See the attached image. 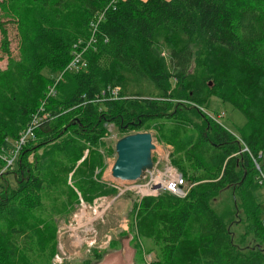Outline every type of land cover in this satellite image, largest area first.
Listing matches in <instances>:
<instances>
[{
	"label": "trees",
	"instance_id": "trees-1",
	"mask_svg": "<svg viewBox=\"0 0 264 264\" xmlns=\"http://www.w3.org/2000/svg\"><path fill=\"white\" fill-rule=\"evenodd\" d=\"M75 51L86 68L64 71ZM0 54V264H48L34 257L43 190L64 179L56 173L71 174L82 198L103 189L90 176L103 170L108 126L124 135L162 120L183 126L181 114L211 98L240 112L250 130L237 139L202 116V126L171 136L169 162L190 188L184 198L137 201L140 225L160 217L164 226L151 227L162 242L152 264H264V186L254 169L264 158V0H0ZM40 107L47 117L5 167ZM226 190L248 217L240 241L250 234L254 247L235 243L210 209Z\"/></svg>",
	"mask_w": 264,
	"mask_h": 264
},
{
	"label": "rangeland",
	"instance_id": "rangeland-1",
	"mask_svg": "<svg viewBox=\"0 0 264 264\" xmlns=\"http://www.w3.org/2000/svg\"><path fill=\"white\" fill-rule=\"evenodd\" d=\"M9 37L10 51L12 55H16V43L12 32ZM5 67L6 59L0 54V71H3ZM43 73L47 75L46 71ZM173 102L186 105L183 106L184 108L191 107L188 102L178 100H173ZM181 115L184 125H177L180 127L169 120L150 122L148 125L146 132L152 135V142L155 146L152 158L159 172H163L166 166L174 168L169 162L170 154L176 150L171 143V136L190 133L192 125L202 126V116L227 129L237 139L241 132L247 134L250 130L240 112L213 98L204 106H197L196 110L185 111ZM124 136L126 135L114 126L107 127V134L102 141L101 148L103 170L94 172L90 176L95 182L94 187L103 186V189L94 191L93 194L90 190L87 196L82 198L73 187L75 179L71 177V174L61 176V173H56L55 177H64V179L62 178L58 184L44 188L41 210L36 214L40 220V235L38 234L39 238L37 237L34 243V257L42 259L43 262L47 258L48 264H84L85 262L89 264H152L159 259L161 253L159 248L162 247V242L160 241L159 244L155 241L152 229H163L162 220L160 217L146 219L140 225L138 219L140 212L135 206L139 199L150 194L144 188L148 176L136 182L118 181L111 176V168L116 159L115 144ZM240 143L243 152L248 154L245 142L240 140ZM86 154L87 151L83 156ZM57 157H54L56 165L58 162L64 164L63 160ZM33 161L34 157L30 156L28 162L32 164ZM254 169L264 181V158L260 164H254ZM97 174L100 177H97ZM83 175L86 176L87 172L79 175L76 182H81ZM5 178L9 186L14 188L12 175L5 176ZM111 188L115 191L114 194L107 193ZM101 190L106 193L101 194L99 192ZM260 191L264 194V188ZM209 206L213 213L223 220L235 243L240 246L249 244L251 247L258 243L250 234L243 242L240 241L241 236L247 231L248 217L241 211L240 203L232 190L220 193L210 201ZM262 211L264 212V203ZM145 221L153 226L144 227L143 225L147 223ZM159 236L161 237L162 234ZM52 253L53 255L50 256Z\"/></svg>",
	"mask_w": 264,
	"mask_h": 264
},
{
	"label": "built area",
	"instance_id": "built-area-1",
	"mask_svg": "<svg viewBox=\"0 0 264 264\" xmlns=\"http://www.w3.org/2000/svg\"><path fill=\"white\" fill-rule=\"evenodd\" d=\"M86 68V62L83 59L82 53L74 52L71 61L66 66L64 71L78 72ZM62 73L58 76V80L61 78ZM116 89L109 90V93L115 98L117 95ZM55 94L54 86L49 88L46 97H52ZM43 113V108L40 107L38 113L34 114L28 124L24 134L14 144V149L11 151L8 157L2 158L6 166H11L17 156L18 150L24 145L25 141L32 136L33 130L37 127L42 119H45L46 114L39 116ZM246 151V150H245ZM147 182L144 184V188L150 192L149 196L155 197L161 193H168L177 198H184L190 188V185L182 178L181 174L174 168L166 166L163 172L157 170V164L153 165V169L146 172L142 180L146 179ZM260 184L264 185V181L261 179Z\"/></svg>",
	"mask_w": 264,
	"mask_h": 264
},
{
	"label": "water",
	"instance_id": "water-1",
	"mask_svg": "<svg viewBox=\"0 0 264 264\" xmlns=\"http://www.w3.org/2000/svg\"><path fill=\"white\" fill-rule=\"evenodd\" d=\"M116 159L111 168L113 179L136 182L153 169L155 146L148 132L129 134L120 138L114 148Z\"/></svg>",
	"mask_w": 264,
	"mask_h": 264
},
{
	"label": "crops",
	"instance_id": "crops-1",
	"mask_svg": "<svg viewBox=\"0 0 264 264\" xmlns=\"http://www.w3.org/2000/svg\"><path fill=\"white\" fill-rule=\"evenodd\" d=\"M141 1H146V0H141Z\"/></svg>",
	"mask_w": 264,
	"mask_h": 264
}]
</instances>
